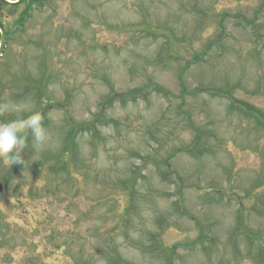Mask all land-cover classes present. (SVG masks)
Wrapping results in <instances>:
<instances>
[{"label": "rangeland", "instance_id": "374dc122", "mask_svg": "<svg viewBox=\"0 0 264 264\" xmlns=\"http://www.w3.org/2000/svg\"><path fill=\"white\" fill-rule=\"evenodd\" d=\"M45 1L0 41L48 135L0 158V264H264V0Z\"/></svg>", "mask_w": 264, "mask_h": 264}, {"label": "clouds", "instance_id": "9594fccd", "mask_svg": "<svg viewBox=\"0 0 264 264\" xmlns=\"http://www.w3.org/2000/svg\"><path fill=\"white\" fill-rule=\"evenodd\" d=\"M21 110L22 106L15 103L0 105V111ZM29 130L37 145L46 143L48 135L42 126V117L39 114H33L30 118L19 122H0V158L10 165L20 162L18 156L25 147L26 134ZM21 133L25 135L22 136Z\"/></svg>", "mask_w": 264, "mask_h": 264}, {"label": "trees", "instance_id": "16d2710c", "mask_svg": "<svg viewBox=\"0 0 264 264\" xmlns=\"http://www.w3.org/2000/svg\"><path fill=\"white\" fill-rule=\"evenodd\" d=\"M124 184V188H123V191L124 192H129L130 194L133 192V187L134 185H132L130 187V185L128 183H123Z\"/></svg>", "mask_w": 264, "mask_h": 264}, {"label": "flooded vegetation", "instance_id": "af4514ba", "mask_svg": "<svg viewBox=\"0 0 264 264\" xmlns=\"http://www.w3.org/2000/svg\"><path fill=\"white\" fill-rule=\"evenodd\" d=\"M22 1V0H21ZM26 3L29 2L30 0H24Z\"/></svg>", "mask_w": 264, "mask_h": 264}, {"label": "water", "instance_id": "95a60500", "mask_svg": "<svg viewBox=\"0 0 264 264\" xmlns=\"http://www.w3.org/2000/svg\"><path fill=\"white\" fill-rule=\"evenodd\" d=\"M2 190V186L0 185V191Z\"/></svg>", "mask_w": 264, "mask_h": 264}]
</instances>
